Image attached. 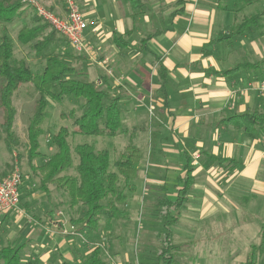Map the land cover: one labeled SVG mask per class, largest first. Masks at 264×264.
Listing matches in <instances>:
<instances>
[{
    "label": "crops",
    "instance_id": "obj_1",
    "mask_svg": "<svg viewBox=\"0 0 264 264\" xmlns=\"http://www.w3.org/2000/svg\"><path fill=\"white\" fill-rule=\"evenodd\" d=\"M59 1L48 0L47 4L65 17V1ZM79 1L93 27L85 32L90 50L76 54L101 68L93 81L104 88L106 78L111 93L121 98L122 123L129 130L124 135L138 129L140 137L137 141L136 134L128 136L143 159L136 190L127 192L120 218L129 225L132 215L148 211L144 214L152 222L141 218L140 224L146 226L145 232L154 231L149 225L163 224V240L171 216L156 205L161 197L177 199L183 188L181 179L188 175L189 159L191 188L181 209L171 211L177 218L171 227L174 243L193 247L207 235L213 234L215 241L220 236L216 250L224 249L221 264H232V258L245 250L246 264L252 248L261 243L264 226V93L260 90L264 66H251L264 63V10H254L256 0L238 13L232 11L229 0H144L145 7L136 11L127 0ZM256 14L263 15L258 28L233 35L237 25ZM19 22L23 28L24 21ZM149 36L152 39L146 46L142 41ZM244 65L250 66L237 70ZM44 69L45 64L33 73L41 74ZM152 110L154 115L149 116ZM242 115H255L256 121L246 122L239 118ZM141 135L148 136L147 143ZM19 138L24 144L28 141ZM41 138V155L33 161L36 171L25 146L19 153L7 148L11 161L0 165L1 177L13 161L21 163L23 170L21 212L0 215V247H21L25 264H82L96 249L89 245L96 240L97 230L74 223L79 218L78 207L68 209L67 198L54 185L49 183L48 190L37 188L43 175L40 169L50 156L42 149ZM219 223L226 229L216 233ZM230 223L241 225L239 235H249L250 226L256 223L246 249L235 248L234 243L230 253L229 238L236 237L229 236ZM181 227L189 235L184 244L175 242V232ZM101 259L105 262L102 254ZM217 263L215 259L210 262ZM257 264H264V256Z\"/></svg>",
    "mask_w": 264,
    "mask_h": 264
},
{
    "label": "trees",
    "instance_id": "obj_2",
    "mask_svg": "<svg viewBox=\"0 0 264 264\" xmlns=\"http://www.w3.org/2000/svg\"><path fill=\"white\" fill-rule=\"evenodd\" d=\"M229 1L234 13H238L254 4V0ZM127 2L131 4L134 11L145 7L144 0H127ZM179 2L182 3V0H179ZM25 8L28 7L22 0H0V24L5 32L0 42V118L2 121L0 126L5 134L3 142L11 152L21 144L14 130L17 110L12 102L20 87L31 83L34 85L39 98L35 101V112L28 127V142L25 147L27 148L26 152L30 166L36 171L33 161L41 155L39 152L40 138L44 134L42 124L46 119V111L49 106L48 99L55 101H62L65 97L76 100L82 99L81 113L77 115L72 110L67 116L73 120L74 128L71 130L68 126L61 127L50 141L51 147L56 151L40 169L42 174H45V179H41L39 189L48 190L49 183H56L55 188L67 195L66 204L69 207L79 206L83 209L81 217L74 223L83 224L85 228L95 231L99 229V222L104 214L105 200L112 199L110 208L112 211L117 212L116 204L126 202L127 192H135V182L139 178L140 165L143 159L142 152L139 147L130 143L126 146L125 151L120 154L117 161L113 163L109 151H98L94 145L78 144L75 148H72L70 139L77 135L114 138L119 134L129 133V130L124 128L122 123L121 98L111 93L106 78L103 80L106 84L104 88L93 80L70 78L75 69L67 60L81 61L83 57L73 55L71 51L65 52L63 56L55 51L47 54L46 52L52 46L57 32L54 30L47 37L40 38V35L50 25H41V22H45L33 8L31 9L36 12L35 21L39 25L31 29L23 27L18 34V41L21 44L33 47L36 54L45 61V69L41 74H34L25 61L14 63V46L11 38L6 33L7 25L12 24ZM262 16V14H256L251 18L244 19L241 24L237 25L233 35L242 36L253 27L258 28ZM151 39L152 37L149 36L142 43L147 46ZM115 40L119 41L120 39L116 38ZM248 66L250 65L239 66L237 70L248 68ZM251 66L262 68L264 63ZM161 76L162 79L165 78L163 72H161ZM239 118L246 122L256 121L255 115H242ZM247 129L248 127H246ZM74 154L78 157L76 166L73 160ZM72 168L75 169L76 176H62L63 173ZM185 169L188 175L181 179L183 188L179 191L177 199L173 201L171 198L161 197L156 205L157 208H163L166 215L171 216V221L165 223L166 233L161 247L145 252V254L155 259V264H177L176 254L181 247L173 241L171 227L175 224L177 218L171 211L181 209L185 203V196L191 188L192 178L189 159ZM74 228V226L71 227L73 232L76 231ZM261 237L260 245L252 248L246 264H257L259 258L264 256V226ZM21 250V247L15 245L0 247V264H25L23 263ZM101 252V248L97 247L89 256L83 258L82 264H105L101 259Z\"/></svg>",
    "mask_w": 264,
    "mask_h": 264
},
{
    "label": "rangeland",
    "instance_id": "obj_3",
    "mask_svg": "<svg viewBox=\"0 0 264 264\" xmlns=\"http://www.w3.org/2000/svg\"><path fill=\"white\" fill-rule=\"evenodd\" d=\"M39 1L44 7H46L47 9L55 13L53 8L50 7V4H47L48 0H39ZM61 1L63 2L64 0L59 1L61 4H63ZM77 1L82 9L83 8L82 3L79 0ZM260 1L261 0H256L255 1L256 5L260 3ZM262 3L263 4H259L258 6L255 5V7H253L254 10H258V11H260L261 9L264 10V6L262 8V5H264V1ZM20 14L21 15L17 19H15V21L12 24L7 25V31H6V33L11 38V41L14 46V63H19L20 61H26L31 68L33 67L34 70L32 71L34 73H37L41 71L42 65L44 66L45 62L43 60H40L41 56L36 54L35 50L33 49L31 45H24L18 41V34L23 29L22 24H20L19 20L22 19L24 21V24H23L24 27H27L29 29L34 28L35 25H37V22L35 21L36 12L28 7V8H25L22 12H20ZM40 24L48 25L47 23H43V22H41ZM92 27L93 26L90 25V28ZM54 30L55 29H53L50 26L40 35V38L47 37V35H49ZM4 33H5L4 29L2 28L0 24V42H1V38ZM51 51L58 52L62 54V56L65 54V52H69V51H71V54L77 55L76 52H74V50L67 43V40L58 32L56 33L52 46L46 53L48 54ZM67 62H69V64L75 69V72L70 75V78H73L76 80H97L99 77L98 73H101V68L92 64L91 61H87V60L79 61L75 59H69L67 60ZM38 98H39V95L37 91L35 90L34 85L31 83L21 86L19 91H17V93L15 94L12 104L15 107V109H17V111H19L20 113L19 117L15 118V125H14V130L18 138L20 135L25 140L26 139L28 140L27 138L28 136L26 132V125L29 124L28 123L29 118H31L35 112V101ZM48 101H49V106L46 111V119L44 123L42 124L44 134H43V137L41 138V141H42L41 147L44 150V152L46 151V154H50L51 156L55 153L56 150L53 148V150L50 151V148H51L50 141L52 140L53 136L59 132L61 127L68 126L71 130L74 128L73 120L68 118L67 116L70 114L72 110H74L77 113V115H79L81 113V105L83 103V100L82 99L76 100L71 97H65L62 101H55L53 99H48ZM149 114H150L149 116L154 115L153 112L152 113L150 112ZM0 122H2L1 118H0ZM131 132L127 136H125L126 134L125 135L119 134L117 138H113V139H110L107 137H90V136L78 135L77 137H72L70 141L72 144V148H75V146H77L78 144H91V145H94L98 151L107 150L111 153L112 161L114 163L115 161H117L120 154L125 151L126 146L130 144V138L128 136L136 134L135 139L137 138V141L139 140L140 137L137 136L138 129L135 131H131ZM4 136L5 134L3 133L1 126H0V165H6L7 163L11 161V158H12V155L7 150L6 145L3 143ZM146 137L141 135V139L145 143L148 142ZM133 142L137 144L135 140ZM20 143L21 144L19 147L14 148V151H17L18 153L19 151H21L20 148L25 146L24 142H22L21 140H20ZM140 146L144 149L142 145ZM49 151L51 153H49ZM50 156L48 157V161L50 159ZM73 157H74L73 159L74 165H76V162L78 161V157L75 154L73 155ZM47 162H44L43 165H45ZM15 163H16L15 161L11 162L10 164L11 166L7 170L8 172L6 176L4 177L0 176L2 180L7 179L6 177H8L9 175H11V173H13V171L15 170L14 169ZM145 163L147 162H145L144 160L142 163V166L145 167L146 166ZM20 165L21 163L18 164V166L20 168V171L23 174V170L21 169L22 165L21 166ZM63 175L76 176V171L74 168H72L68 172L63 173L62 176ZM42 178L45 179V174H43ZM51 184L54 185V187L56 186V183H51ZM40 185L41 183H38V186ZM21 186H20V200L23 199V195H21ZM57 190L60 191L58 188ZM62 196L64 198L65 197L67 198L66 199V202H67L68 200L67 195L63 194ZM136 200L140 201L139 196H137ZM111 203H112V199H107L104 201V206H105V209L103 212L104 214L102 215V218L99 222V229L97 230V233L95 235L96 240L93 241L89 246L93 245L95 248L97 247L101 248L102 258L105 260L106 264H155V259H153L152 256L145 254V252L156 250L161 247L163 233L165 232L163 224L160 227L155 224H154L155 226L149 225L148 227H152L154 231L145 232L144 229L146 228V226L140 224L141 218H144L143 222L149 219L150 223L152 222L151 220L153 219H151L150 216H148V214L145 215L144 212L146 211L144 210V212L141 214H139L138 212V215L137 214L132 215L131 220L133 223L127 225L125 222L126 220L124 218H120V214L121 212H123L125 204L117 203L116 204L117 213H116L111 210L110 208ZM77 207H78L77 209L79 210L78 216L80 218L82 215L83 209L80 208L79 206ZM134 207H137V206H134ZM68 209L74 210V208H71L69 206H68ZM11 213H14V212H11ZM146 213H148V211ZM255 224L256 223H253V225L250 226V229L252 230H250L249 235H244V234L239 235L238 232H239L241 225L230 223L229 226H230L231 232L229 236H233V237L236 236L235 239H233L232 237L229 238L230 239L229 241L230 253H232L231 249H232V244L234 243L239 244V245L235 244V248L244 247L246 249L249 246V244L251 243V240L248 238H250L251 233L255 231V228H256ZM202 227H204V224H201V228ZM257 227H258L257 229H260L261 225L259 224L257 225ZM74 229H76V227ZM225 229H226V226L223 223L222 224L219 223L218 227L215 228V232L220 233L224 231ZM87 230H90V229H87ZM205 230L206 229L204 227L203 231ZM157 231L159 232L160 237L158 236ZM175 237H176V240H175L176 243L184 244L188 241L186 239L189 238V235L186 234L185 229L181 227V229L179 230L177 229V231L175 232ZM219 237L220 236L217 237L218 241H215L213 234L207 235L205 239H202L201 241L197 242L199 244L198 246L192 247L190 245V246L184 247L180 245L181 249L178 250L177 251L178 253L176 254L177 264H210V262L213 259L218 261L217 264H221L220 261H221L222 256H220V254L221 253L222 255L224 254V249L222 251L216 250V246L221 244V241H220L221 239H219ZM82 240L84 243H87L84 239ZM246 240H249V241H246ZM120 241H122V243ZM222 245H226V243ZM86 246L88 247V245ZM210 249H211L212 254H217V255H212L210 252H208ZM223 258L225 260L226 255H224ZM246 258H247L246 250L243 251L242 253L238 252V254L232 258L231 263L232 264H243ZM208 260L210 261L208 262ZM205 261L207 263H205Z\"/></svg>",
    "mask_w": 264,
    "mask_h": 264
},
{
    "label": "built area",
    "instance_id": "obj_4",
    "mask_svg": "<svg viewBox=\"0 0 264 264\" xmlns=\"http://www.w3.org/2000/svg\"><path fill=\"white\" fill-rule=\"evenodd\" d=\"M67 15L58 16L51 10L44 7L39 0H22L30 8H33L38 16L59 34H61L70 47L77 53H87L90 50L85 38V32L90 28L89 23L77 0H64ZM264 93V82L260 85ZM153 110L151 111V113ZM13 173L0 178V215L5 213H18L20 211V186L23 182V174L16 161Z\"/></svg>",
    "mask_w": 264,
    "mask_h": 264
}]
</instances>
